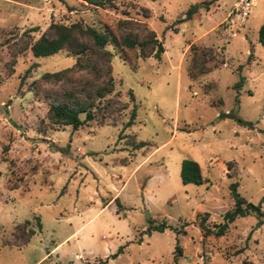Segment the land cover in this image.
<instances>
[{
	"label": "rangeland",
	"instance_id": "obj_1",
	"mask_svg": "<svg viewBox=\"0 0 264 264\" xmlns=\"http://www.w3.org/2000/svg\"><path fill=\"white\" fill-rule=\"evenodd\" d=\"M233 2L126 0L104 9L81 0H0V264H264V223L256 226V215L235 218L222 236H203L199 227L206 212L209 227L223 222L234 206L233 180L264 212V0H255L230 36L220 24ZM192 4L197 11L184 19ZM125 12L163 41L161 59L106 46L113 52L112 115L99 125V110L78 129L51 125L52 100L79 91L91 75L39 80L73 66L75 57L66 50L35 57L31 43L50 33L51 22L102 28ZM190 44L200 47L198 68L211 67L208 73L189 75ZM133 106L136 117L126 126ZM186 158L199 163L202 184L181 182ZM162 221L169 225L163 232H145Z\"/></svg>",
	"mask_w": 264,
	"mask_h": 264
},
{
	"label": "trees",
	"instance_id": "obj_2",
	"mask_svg": "<svg viewBox=\"0 0 264 264\" xmlns=\"http://www.w3.org/2000/svg\"><path fill=\"white\" fill-rule=\"evenodd\" d=\"M94 8H110L116 9L118 5L125 4L126 0H81ZM199 5H190L185 14L184 19H189L197 11ZM142 13L144 18H149V9L143 8ZM126 17L118 19L114 26L104 25L96 27L94 25L86 24L83 21H74L71 23L51 22L48 26L49 32L42 33L30 45V51L35 57H46L66 50L68 55L75 57V63L71 67H67L57 71H47L40 76L41 81L45 82H73L76 77L75 71L86 70L91 75L83 82V87L78 91L75 89H67L63 91L59 97L49 104L45 117L51 125L56 126H70L73 129H78L83 125H88L89 122L95 120L97 111H102V117L99 120V125L104 124V119L112 115L113 109L110 103V96L114 94L115 81L110 68V60L113 52L106 49L110 45L119 53L124 50H138L139 57L145 59L153 56L160 60L161 54L164 52L163 41L157 38L156 32L150 29L143 21L134 19L127 15ZM144 29V34L141 36L139 28ZM31 30H35L31 29ZM258 41L264 48V23L258 28ZM192 51L191 66L189 75L195 77L198 74L208 73L212 68L199 65L202 61L200 54V47L198 45L190 44ZM221 63H224L222 60ZM100 81V82H99ZM243 82V78L236 83L235 87L239 88ZM37 84V81H35ZM133 99V94L129 91ZM83 115V119L81 118ZM136 117V107L133 106L129 114V119L126 126L133 123ZM240 122H242L239 119ZM235 162L229 161L226 163L227 176L231 179L235 175L230 173L234 167ZM180 180L183 184H202L204 181L201 173L200 165L197 161L186 158L180 164ZM239 183L233 180L230 185V191L234 197V206L223 215V222L215 227L206 225L207 212L200 218L199 227L202 230L203 236H222L226 233L229 223L233 222L237 217H244L247 215H256L258 222L256 226L264 223V212L260 206L248 202L242 197L237 188ZM118 200L115 197L113 201ZM107 201L104 206L108 204ZM38 219V218H37ZM152 222L151 219H149ZM29 220L24 221L23 225L18 228L24 231V225L28 224ZM169 225L165 221L160 224L150 223L146 233L151 231L163 232ZM38 228L41 229V224L38 223ZM31 234H34L32 229H29ZM120 247L117 252H121ZM177 255H181V248L176 246ZM115 255V254H114ZM113 255V256H114ZM239 264H255L253 261L243 259Z\"/></svg>",
	"mask_w": 264,
	"mask_h": 264
},
{
	"label": "built area",
	"instance_id": "obj_3",
	"mask_svg": "<svg viewBox=\"0 0 264 264\" xmlns=\"http://www.w3.org/2000/svg\"><path fill=\"white\" fill-rule=\"evenodd\" d=\"M253 6H255V0H234L220 24L222 29L227 31L230 36H235L238 29L245 25Z\"/></svg>",
	"mask_w": 264,
	"mask_h": 264
},
{
	"label": "crops",
	"instance_id": "obj_4",
	"mask_svg": "<svg viewBox=\"0 0 264 264\" xmlns=\"http://www.w3.org/2000/svg\"><path fill=\"white\" fill-rule=\"evenodd\" d=\"M209 31V30H208ZM207 31V32H208ZM142 161H144V160H142ZM139 165L140 164H137L132 170H131V172L129 173V176L127 177V179H129L133 174H135V172H136V170H137V168L139 167ZM118 193V192H117ZM111 202V201H110ZM110 202H108V204L110 203Z\"/></svg>",
	"mask_w": 264,
	"mask_h": 264
}]
</instances>
